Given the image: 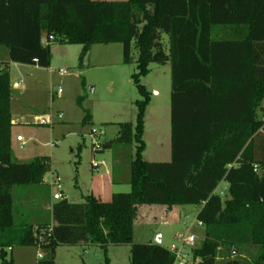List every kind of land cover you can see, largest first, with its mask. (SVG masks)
Segmentation results:
<instances>
[{"label": "trees", "instance_id": "trees-1", "mask_svg": "<svg viewBox=\"0 0 264 264\" xmlns=\"http://www.w3.org/2000/svg\"><path fill=\"white\" fill-rule=\"evenodd\" d=\"M51 41L81 45V62L93 45L121 43L124 63L136 64V122L120 123L116 139L136 143L131 188L110 201L88 194L81 203L54 202L49 222H16L13 187L41 183L50 158H14L9 64L50 67ZM0 45L8 51L0 69V264H14L7 249L16 246H39L45 256L37 264H57L60 246L78 245L102 247L110 264L108 247L124 244L130 264H174L161 244L134 242L138 207L192 203L201 205L205 228L196 264H264V0H0ZM155 62L172 68L170 163L143 157L150 93L141 78ZM90 120L87 113L83 122ZM156 167L183 173L177 190ZM205 173L224 179V197L199 196ZM242 246L259 253L246 262L235 253Z\"/></svg>", "mask_w": 264, "mask_h": 264}, {"label": "rangeland", "instance_id": "rangeland-1", "mask_svg": "<svg viewBox=\"0 0 264 264\" xmlns=\"http://www.w3.org/2000/svg\"><path fill=\"white\" fill-rule=\"evenodd\" d=\"M168 41V36L165 35ZM214 38H222L214 34ZM50 67H35L26 64H9L11 83L12 116L18 123L11 129V147L18 161L33 160L38 156L50 158L49 168L41 183L21 184L13 187V213L16 222L51 221L54 203L52 190L44 180L52 173L62 179L63 196L69 202L81 203L84 196L94 194L110 201L116 192H129L130 183H110L111 173L122 177L135 155L136 143L117 142L120 123H135L137 118L136 101L142 98L133 79L137 72L135 63L126 64L123 60V44L93 45L81 62L82 46L50 42ZM8 62V51L0 45V67ZM66 70L67 74H62ZM171 63H151L149 72L141 78V83L149 91L150 101L145 113L143 139L146 144L143 152L145 160L156 163H170L173 159L171 124ZM23 79V85L14 83ZM59 88L61 91L59 92ZM91 120L84 123L86 114ZM53 116V125L37 123L38 118ZM61 115V118L58 117ZM264 117V102L259 110ZM104 132L102 143L112 145L103 151H96L91 144L92 131ZM192 132V131H190ZM194 132V131H193ZM205 136L204 129L199 131ZM22 136L26 145L22 147L17 137ZM184 136L182 140L192 139ZM204 146H208L206 140ZM171 169L156 167L152 171L178 189L180 174ZM218 172L215 168L212 174ZM200 185L199 196H209L214 192L225 191L227 183L222 178L205 173ZM128 184V185H127ZM205 199V198H204ZM60 202V201H57ZM201 209L199 203L182 205H143L138 207L134 222L133 240L135 243H156L162 235L161 245L170 248L179 244L178 234L189 232L196 236L195 246L205 237V228L198 225L196 216ZM156 213V214H155ZM188 217V218H187ZM37 218V219H36ZM8 257L14 264H37L45 256L39 246H16L7 249ZM246 261H252L259 253L255 246H242L235 253ZM107 255L110 264H130L131 245L109 246ZM220 254V259H223ZM103 248L91 246H60L56 255L57 264H106Z\"/></svg>", "mask_w": 264, "mask_h": 264}, {"label": "built area", "instance_id": "built-area-1", "mask_svg": "<svg viewBox=\"0 0 264 264\" xmlns=\"http://www.w3.org/2000/svg\"><path fill=\"white\" fill-rule=\"evenodd\" d=\"M52 39V38H51ZM1 69V67H0ZM62 74H67L66 70H61ZM23 85V79H20L19 81L14 83V87L19 88ZM61 91V88H59V92ZM59 118H61V115H58ZM262 120L264 121V117H262ZM37 123L45 124V125H53V116L47 115L45 118H38ZM104 132L97 133V131L93 130L92 133L89 135L91 137V144L93 148L98 151L102 150L104 143L101 142L100 137H102ZM18 141H21L22 147L26 145V142L24 141L22 136L17 137ZM256 167V166H255ZM44 180L49 185V187L52 190V197L53 201H63V184L62 179L58 174L52 173L49 178L45 177ZM227 191V187L225 191L219 192V194L224 197L225 193ZM188 218V217H187ZM197 220L198 225L203 226V222ZM177 239L180 241L179 244H172L169 249V251L174 255V264H196L201 261L200 256H196L194 249L196 244V236L193 234H190L189 232L178 234ZM39 257H43L42 254H39Z\"/></svg>", "mask_w": 264, "mask_h": 264}, {"label": "crops", "instance_id": "crops-1", "mask_svg": "<svg viewBox=\"0 0 264 264\" xmlns=\"http://www.w3.org/2000/svg\"><path fill=\"white\" fill-rule=\"evenodd\" d=\"M111 1H123V0H111ZM11 64L13 63V64H21V63H15V62H10ZM33 66V65H32ZM35 67H39V66H35ZM18 122H20V120H15L14 118H13V123H18ZM129 174L127 173V171H125L124 172V175L122 176V177H118V178H115L114 177V173L112 172L111 173V175L109 176V179L107 180L108 182H110V183H112V184H114V183H120V182H127V183H129V178H130V176H128ZM224 181V179L222 178V181H220V183L221 182H223ZM128 185V184H127ZM114 194V193H113ZM113 194H112V196H113ZM99 195V197L103 200V197L100 195V194H98ZM112 198V197H111ZM156 214V213H155ZM37 219V218H36ZM51 219H52V215H51ZM35 222H39L38 221V219L37 220H35ZM160 238H161V241L163 240V237H162V235H160ZM100 247V246H99ZM102 248V247H101ZM109 248V247H108ZM13 250V249H12ZM11 250V251H12ZM57 251H58V249H57ZM57 255V254H56ZM38 263V262H37Z\"/></svg>", "mask_w": 264, "mask_h": 264}, {"label": "water", "instance_id": "water-1", "mask_svg": "<svg viewBox=\"0 0 264 264\" xmlns=\"http://www.w3.org/2000/svg\"><path fill=\"white\" fill-rule=\"evenodd\" d=\"M67 202H68L67 199H65V200L62 201V203H67ZM156 243H157V244H160V243H161L160 234H158V237H157Z\"/></svg>", "mask_w": 264, "mask_h": 264}]
</instances>
